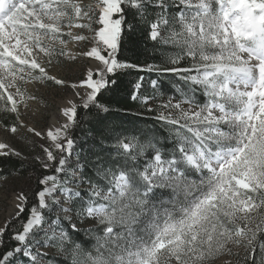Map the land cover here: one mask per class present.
Here are the masks:
<instances>
[{"label": "snow or ice", "instance_id": "obj_1", "mask_svg": "<svg viewBox=\"0 0 264 264\" xmlns=\"http://www.w3.org/2000/svg\"><path fill=\"white\" fill-rule=\"evenodd\" d=\"M139 25L159 64L117 59L122 33ZM65 37L92 46L74 55ZM78 57L97 66L71 87L84 89L80 106L104 113L109 74L156 73L130 93L152 124L105 126L79 152L72 100L62 126L45 134L24 125L22 110L38 103L29 85H64L48 69ZM0 124L49 141L32 159L52 173L36 178L31 207L16 194L0 264H214L224 254L264 264V0H0ZM0 157L21 169L27 160L4 142Z\"/></svg>", "mask_w": 264, "mask_h": 264}, {"label": "trees", "instance_id": "obj_2", "mask_svg": "<svg viewBox=\"0 0 264 264\" xmlns=\"http://www.w3.org/2000/svg\"><path fill=\"white\" fill-rule=\"evenodd\" d=\"M132 22L131 16L128 17ZM117 59L122 63L137 64L146 66L148 64H159L158 55L153 52V42L148 40L145 26L139 25L135 30L126 29L120 39V46L117 50ZM112 80L116 81L115 85H109L108 90H101L98 94V103L107 106L110 111L107 113L100 112L95 106L88 109L82 106L77 107V119L79 123L72 127L69 135L75 140L74 150L79 152L86 142H91V137L99 136L102 128L105 126L111 128L116 124H123L125 128L132 127L133 122L137 127L151 125L152 120L149 118L152 114L144 113L137 116L138 105L130 99L133 84L140 78L144 77L145 87L150 79H157V74L141 71L139 69H120L114 74H109ZM164 82L166 89L170 88L171 82L175 79L171 74L159 77ZM9 120L11 118L9 117ZM170 147V145H169ZM45 174H52L51 170L43 169L36 161H26L21 169L20 162L16 157H0V176L11 177L15 175H29L35 178V183L27 196L29 197L28 206L34 203V193L39 187L37 177ZM26 215V213H25ZM13 226H18V222L13 220ZM78 241L85 249H90L95 241L93 238H87L79 233ZM241 256L243 253H240ZM235 257V256H234Z\"/></svg>", "mask_w": 264, "mask_h": 264}, {"label": "rangeland", "instance_id": "obj_3", "mask_svg": "<svg viewBox=\"0 0 264 264\" xmlns=\"http://www.w3.org/2000/svg\"><path fill=\"white\" fill-rule=\"evenodd\" d=\"M84 2L89 3L91 0H84ZM73 31L78 34L82 32L86 36L91 35L86 29H73ZM65 38L69 39L68 48L72 50L74 55L80 51L88 50L92 46L91 41L77 43L71 41L70 38ZM96 66L97 62L94 59L78 57L75 61L66 60L61 65L50 67L48 69L49 74L65 80L66 83L56 85L52 82H46L43 85L39 83L29 85V91L37 96L38 103L30 102L29 109L27 111L22 110L21 120L24 125L35 127L37 131L46 134L49 128L55 129L66 123L67 118L63 115L62 109L69 106L67 103L69 100H72L77 106L81 105V97L84 95V89L79 87L74 89L71 85L79 83L87 68ZM77 92L81 95L77 96ZM0 142L8 143L10 147L20 151L23 156L27 157L26 161L28 162H33L32 158L36 155L43 156L40 145L50 143L44 138L35 137L33 133L27 130V127H18L16 133H11L2 124H0ZM71 159L74 160L75 156L72 155ZM34 183L35 178L29 175H15L5 178L0 176V227H3L5 221L15 215L16 194L19 192H23L25 195L29 194ZM80 233L87 238H93L83 230ZM234 251L243 253L242 249L234 248ZM56 259L59 261L61 257L57 256ZM214 264H236V257L224 254L216 258Z\"/></svg>", "mask_w": 264, "mask_h": 264}, {"label": "bare ground", "instance_id": "obj_4", "mask_svg": "<svg viewBox=\"0 0 264 264\" xmlns=\"http://www.w3.org/2000/svg\"><path fill=\"white\" fill-rule=\"evenodd\" d=\"M94 68V67H93Z\"/></svg>", "mask_w": 264, "mask_h": 264}]
</instances>
